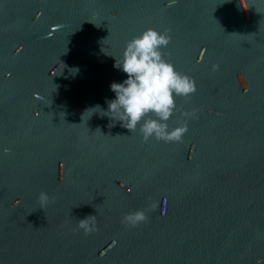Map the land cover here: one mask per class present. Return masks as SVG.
Instances as JSON below:
<instances>
[{"label":"water","instance_id":"95a60500","mask_svg":"<svg viewBox=\"0 0 264 264\" xmlns=\"http://www.w3.org/2000/svg\"><path fill=\"white\" fill-rule=\"evenodd\" d=\"M148 28L196 85L182 142L100 112ZM0 264H264V0H0Z\"/></svg>","mask_w":264,"mask_h":264},{"label":"clouds","instance_id":"9594fccd","mask_svg":"<svg viewBox=\"0 0 264 264\" xmlns=\"http://www.w3.org/2000/svg\"><path fill=\"white\" fill-rule=\"evenodd\" d=\"M169 31L165 29L157 32L148 28L125 43L122 57L119 61L115 59L114 67L126 73L127 79L110 85L115 98L106 101L107 110L101 111L96 106L103 113L102 116H107L114 122L119 121L121 127L130 133L137 131L139 125L143 142L149 139L166 143L182 142L188 130L186 120L181 126L171 130L167 124L176 110L174 97L188 99L196 92L194 80L176 71L174 65L163 58L161 49L170 43ZM217 69L218 66L213 65V70ZM196 111L193 109L191 112H182L181 115L196 118ZM38 201L43 207L49 197L41 192ZM94 217L88 216L78 221L77 227L83 229L85 235L98 230ZM145 220V213L137 210L125 214L121 223L135 227Z\"/></svg>","mask_w":264,"mask_h":264}]
</instances>
